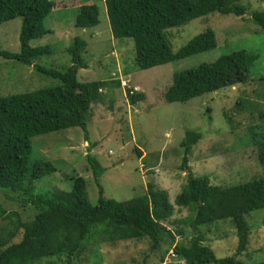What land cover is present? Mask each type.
Instances as JSON below:
<instances>
[{"label":"trees","instance_id":"1","mask_svg":"<svg viewBox=\"0 0 264 264\" xmlns=\"http://www.w3.org/2000/svg\"><path fill=\"white\" fill-rule=\"evenodd\" d=\"M103 1L114 39L134 41L135 67L139 71L209 52L218 45L216 32L209 29L174 53L168 39L169 30L214 13L232 14L243 21L247 15V8L239 5L241 0ZM62 7L77 8V28L91 29L100 24V8L93 0H0V25L22 18L20 52L0 48V57L32 66L38 59L51 55L49 46L32 47L31 42L50 33L45 20L55 9ZM248 21L264 28V12L251 14ZM88 49L91 51L89 42L76 38L68 49L71 56L68 69L59 71L34 66L39 73L59 81V85L0 96V191L14 193L16 201L35 210L33 219L25 222L19 215L8 213L0 203V221L7 224L10 220L11 225L0 227V264H41L43 261L75 264V259L100 239L117 245L121 241L145 238L150 240L151 251L166 244L167 252L173 250L176 261L184 264H264V261L240 259L246 253L248 255L253 238L246 215L264 209V175L233 186H218L209 176L189 174L174 205L168 192L155 183H149L144 194L121 202L104 197L100 178L105 168L90 153L87 154L88 169L100 196L97 205L90 202L87 180L80 176L73 178L72 191L35 193L36 181L56 173L57 169L50 161L31 162L32 139L80 128L90 141L88 123L93 104L104 103L103 90L123 85L120 79L115 83L113 79L78 81L79 70L87 68L84 54ZM257 58L255 53L236 51L215 62L177 73L164 98L168 103H186L223 88L247 83ZM127 98L135 105L146 96L128 90ZM200 139L202 134L199 132L186 133L182 143L184 156L179 166L183 172L190 171L189 155ZM253 141L264 166V140ZM97 146L92 143L90 151ZM135 151L141 157V150L136 148ZM175 207L191 210L185 220L191 227L188 242L184 229L178 228L174 232L166 224L174 216ZM224 220L232 221L238 245L234 255L218 258L205 243L201 229ZM177 235L183 240L177 241ZM17 237L19 239L15 241ZM257 250L264 255V245Z\"/></svg>","mask_w":264,"mask_h":264},{"label":"rangeland","instance_id":"2","mask_svg":"<svg viewBox=\"0 0 264 264\" xmlns=\"http://www.w3.org/2000/svg\"><path fill=\"white\" fill-rule=\"evenodd\" d=\"M100 8V24L91 29L75 26L77 8H58L45 20L50 31L42 39L31 42L32 47L49 46L52 54L38 59L32 66L0 57V96L26 93L60 84L39 73L35 65L64 71L71 66L68 49L76 38L89 42L84 54L86 69L78 72L81 83L119 79L122 87L103 90L104 103L93 104L88 123V135L80 128L59 133L36 136L32 139L31 162L50 161L56 173L35 183V193L72 191L75 177H85L90 202L97 205L98 187L88 169L87 154L94 155L105 168L100 183L104 197L128 201L145 193L149 183L166 190L171 204H175L189 174L209 176L218 186H233L264 175L255 139L264 140V28L248 21L251 14L264 12V0H241L247 8L244 21L235 15L214 13L193 20L189 24L168 32L174 53L194 37L212 29L218 45L215 49L139 71L135 67V43L132 39H114L106 4L93 0ZM22 18L0 25V48L20 52ZM113 41H112V39ZM120 45V51L118 44ZM236 51L255 53L258 58L250 69L247 83L227 87L200 96L186 103H168L164 94L173 84L174 75L195 69L203 63H212L223 55ZM128 90L142 93L145 100L133 105L127 98ZM252 128V129H251ZM251 129V132H250ZM199 132L202 139L189 155L190 171L180 169L184 149L182 143L187 132ZM92 143L98 146L90 147ZM141 150V157L135 149ZM8 191V190H7ZM13 198V199H11ZM11 192L0 191V203L8 211L30 221L35 210ZM191 215L188 208L175 207L174 216L166 222L177 232L184 229L187 242L190 226L185 220ZM246 220L253 234L246 262H262L264 255L257 252L264 245V209L250 212ZM10 227V220L0 221ZM205 243L218 258L234 255L238 238L231 220L202 227ZM177 238L183 240L177 235ZM176 238V239H177ZM19 238H15L17 241ZM100 239V238H99ZM121 241L110 245L100 239L91 244L75 264H184L173 259L168 246L150 250V240ZM114 247V248H113ZM257 250V251H256ZM250 253V254H249ZM41 264H58L43 261Z\"/></svg>","mask_w":264,"mask_h":264},{"label":"clouds","instance_id":"3","mask_svg":"<svg viewBox=\"0 0 264 264\" xmlns=\"http://www.w3.org/2000/svg\"><path fill=\"white\" fill-rule=\"evenodd\" d=\"M59 191H62V190H59ZM177 241H179V239H178V238H177ZM170 252H171V254H172V256H173V259H175V256H176V254L174 253V251H173V250H171ZM170 252H169V253H170ZM175 260H176V259H175Z\"/></svg>","mask_w":264,"mask_h":264}]
</instances>
